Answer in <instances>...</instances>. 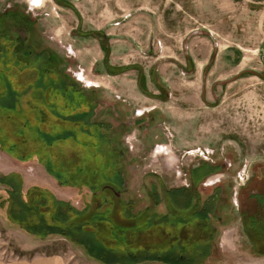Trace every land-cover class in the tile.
Segmentation results:
<instances>
[{
  "label": "rangeland",
  "instance_id": "obj_1",
  "mask_svg": "<svg viewBox=\"0 0 264 264\" xmlns=\"http://www.w3.org/2000/svg\"><path fill=\"white\" fill-rule=\"evenodd\" d=\"M61 1L75 10L52 0L38 6V2L28 6L23 0H0V32L7 34L0 35V44L7 43L5 48L0 47V148L11 149L9 156L29 160L37 170L44 165L52 177L75 183L64 184L62 194L70 197V204L77 210L96 205L101 195L92 197L90 191L104 186L102 183H108L116 193L119 173L121 191L115 198L119 196L122 207L131 200L133 210L148 208L164 214L169 208L164 190L186 186L189 168L202 160L223 168L213 170L197 184L200 197L215 187L224 188L222 196L229 204L218 209V214L223 216L226 209H235V192L241 198L246 193L248 185L242 184L245 176L253 169V177L259 182L257 178L264 171V0ZM13 11L32 20V32L38 41H26L31 35L28 31L25 34L22 23L10 15ZM77 28L102 30L110 46L108 62L113 66L138 65L145 88L159 96L140 92L135 103L124 102L121 112L125 114L121 117L125 118V132H112L110 126L120 125L107 121L101 110L102 98H114L116 91L103 95V89L94 88L93 93L84 85L82 73L90 69L102 72L104 66L97 41L77 36ZM11 29L17 33L15 39ZM28 43L33 49L25 56ZM38 51L45 56L35 59L32 54ZM48 51L56 57L47 56ZM152 66L164 88L161 92L148 78ZM124 71L128 79L136 81L135 68ZM71 79L83 84L82 89L89 94L81 95L67 86L65 82ZM42 81L44 95L36 97L34 90ZM7 85L16 95L12 97L5 90ZM28 86L33 89L25 90ZM59 88L66 89L63 95L67 98L60 97ZM71 99L80 103L76 122L65 118V114L74 112ZM63 102L68 103L62 106ZM64 108L67 112L62 111ZM88 109L96 115L93 122ZM134 112L139 116L135 121L130 117ZM70 128L74 132H58ZM205 149L207 153L201 155ZM8 163L0 153V167L5 169ZM35 170L30 177L37 176ZM17 178L19 181L16 172L0 173L3 182ZM53 194V189L45 187L21 190L22 201H49L43 208L37 205L43 215L52 214ZM5 195L0 196V264H39L47 258H57L58 264L99 263L65 237L51 234L39 238L26 233L21 218H14L15 222L9 218L11 226H3L2 216H11L9 208L16 204ZM103 195H107L105 191ZM155 199L159 200L156 205ZM116 205L110 209L117 210ZM235 213L233 210L226 225H238ZM231 241L246 242L239 232L232 234ZM217 250L211 249L212 259ZM217 256L231 263L237 261L234 257L227 259L220 251Z\"/></svg>",
  "mask_w": 264,
  "mask_h": 264
},
{
  "label": "trees",
  "instance_id": "obj_2",
  "mask_svg": "<svg viewBox=\"0 0 264 264\" xmlns=\"http://www.w3.org/2000/svg\"><path fill=\"white\" fill-rule=\"evenodd\" d=\"M54 1L74 9L73 6L67 4V2H61L60 0ZM10 15L22 23L25 34L28 31V34L31 35V37H27L26 41H38V38L36 37L37 39H35L34 33L32 32L31 19L16 11L10 12ZM1 29L0 27V30ZM11 31L13 32V39H15L17 33L15 29H11ZM74 31L76 35L97 39L99 48L102 51V63L106 73L116 74L127 69L135 68L137 70L136 86L138 90L145 96L159 97L158 95L155 96L148 92L145 88V78L138 65L126 64L112 66L108 63L109 45L107 37L102 30L91 29L80 31L77 28V30ZM1 34L7 35L5 32L4 34L0 32V35ZM8 39L11 40V38ZM22 40L24 41V38ZM22 43L23 42L20 43L19 47H22ZM6 45L7 43H1L0 47L5 48ZM28 46L30 47L26 53L21 52L25 56H29L33 49L32 44L28 43ZM17 51L20 50L17 49ZM46 53H48L47 56L56 57L55 54L50 51ZM32 56L37 59L39 56H45V54L44 52L38 51L32 54ZM157 77L155 68L152 66L148 71V78L161 92V89L164 88L161 86L159 80H157ZM40 83V87L38 86L34 90L37 93L35 94L36 97L39 95L43 96L44 90L46 89L43 81ZM51 87L54 88V86ZM40 88L42 91H39ZM24 89L32 90L33 88L28 86ZM59 89L62 90V88ZM5 90H7V92L10 91L8 85ZM56 90L57 88H55V91ZM63 90L65 91L66 89L63 88ZM63 90L60 97L64 98L66 96L63 95L65 93ZM73 92L72 90V93ZM76 92H80L81 95L84 93L80 88ZM16 93L17 92L14 90L10 91L12 97L16 95ZM71 98H73V96H71ZM71 101H74L73 106L78 110L80 107L79 101L76 100L75 102L74 99H71ZM67 103L68 102H63L62 106H66ZM91 111L88 109L87 112L93 113V110ZM80 120L84 121L83 118ZM217 168L218 167L206 163L202 166L200 164L197 168L189 171L187 186L166 188L164 190L167 195L166 206L169 208H166L167 210H165L166 213L164 214L155 213L148 208L141 212H138L139 210H133L134 204L131 203V200H127L122 207V205L119 204V196L115 198L117 195L116 193L121 191V189L118 188V184L122 183V177L118 173L116 174L117 185L115 186L118 189L116 193L112 190L111 186H107L109 185L108 183H102L104 186L93 188L90 191L92 197H96L98 194L101 195L97 197V203L93 208L86 205L84 208L77 210L69 202L57 200L52 196L51 205H53V211L52 214H50V211L47 215H43L42 210H39L38 206L42 207L46 202L49 203V201L45 202L44 199L40 198L37 201H30L29 199H23L22 201L21 190L19 189L17 191L19 187L14 184L10 187L11 190L9 191L8 199L12 198V200L16 201V204L14 205L15 207L10 206L9 213L11 216L9 218L12 222H15L14 218L16 217L21 218L19 221L22 224L21 228L30 235L39 238L51 234L65 237L73 244L79 246L90 258L101 264H134L135 262L146 259L161 260L169 264H205V260L209 257L211 251V246L208 241L214 236L209 227L206 226L205 219L212 211V205L214 201H216L218 190L216 188L209 196L202 198L196 186L202 175L211 173ZM53 177L57 180L60 179L56 175ZM64 182H67V180ZM87 183L88 182H86V184ZM104 191L107 195H103ZM26 193H28V191ZM28 197L29 196H27V198ZM155 201V205L158 204L159 200L155 199ZM115 202H117L116 206L118 208L116 207L117 210H111L112 208L110 209V207L114 205ZM47 218L51 219L47 220ZM246 234L254 243L258 244L257 247L253 248L254 253L264 254V233L256 235L247 232Z\"/></svg>",
  "mask_w": 264,
  "mask_h": 264
},
{
  "label": "crops",
  "instance_id": "obj_3",
  "mask_svg": "<svg viewBox=\"0 0 264 264\" xmlns=\"http://www.w3.org/2000/svg\"><path fill=\"white\" fill-rule=\"evenodd\" d=\"M28 6L31 5H35V3H33V0H23ZM40 1V2H39ZM37 1V5L38 6L40 3H45L46 0H39ZM61 1V0H60ZM52 2L56 3L54 0H52ZM62 2V1H61ZM60 6L61 4H58ZM100 30V29H97ZM79 36V35H77ZM80 37H84L86 38V36H80ZM92 38V37H89ZM95 39V38H93ZM97 41V39H95ZM108 41V38H107ZM98 43V41H97ZM109 45V42H108ZM99 47V44H98ZM100 49V48H99ZM109 52H110V46H109ZM264 53V50H263ZM102 57V56H101ZM109 57V55H108ZM102 63V62H101ZM110 65L113 66V64H111L110 62H108ZM94 65V61L91 63V66ZM124 65V64H122ZM103 66V65H102ZM92 68V67H91ZM83 74V81L85 87H88L93 93L95 92L94 88H101L103 89V95L105 94H110L112 91H116V95L114 96V98H111L109 96H107L108 98H102L101 103L103 104L101 110L102 112H105L106 115L108 116L106 118L107 121L112 120L114 123H117L120 125V127H118V131H116L117 129L112 128V126H110V128L112 129H108L111 130L112 132H125V118L121 117V114H125L124 112H120L122 108H125V101H130L131 103H135L136 101L139 100V96H141L140 91L136 88V81H134L133 78L128 79L127 78V73L125 71L116 73V74H108L105 72V69L103 68L102 72L101 71H91V69L86 72V73H82ZM102 77V78H101ZM112 78H114L115 80H111ZM65 84L67 86H69L71 89L78 91V89L80 88L85 94H89V91L87 90H83L82 86L83 84H75L73 82V80L71 79L70 82H65ZM81 86V87H80ZM145 86H146V82H145ZM147 87V86H146ZM75 91V92H76ZM107 91V92H106ZM105 93V94H104ZM111 99V100H110ZM65 100V99H63ZM92 102L94 104V100L92 98ZM127 109V108H126ZM130 109H133L134 111L136 110L134 106L130 107ZM117 110V111H115ZM63 112H67V109L62 110ZM71 111V110H69ZM102 114V113H101ZM138 113L134 112L131 113L130 116L132 118L133 121L136 120V118H138L139 116H137ZM95 113L93 112L91 115V121L93 122L95 119ZM103 116V115H102ZM112 116V117H110ZM125 117V116H124ZM65 118H69V119H73L75 122L77 121V109L76 107H74V112H70L68 114H65ZM76 119V120H75ZM122 119V120H121ZM105 121V120H104ZM131 121V120H130ZM89 125V124H88ZM85 126V125H82ZM116 126V125H114ZM104 128V127H103ZM76 132L78 130V127H75ZM58 132H74L70 129H62L59 130ZM7 152H12L11 149H2L0 148V153L2 154V156H4V158L9 161L8 164H6L7 168L0 169V173L1 174H7L10 172H16L19 175V181L18 178L17 179H13L11 180V182H9L8 180H5V182L1 181L0 182V196L3 195H9V191H7V187L8 189H10V186L12 185H19L21 190L24 191L25 189L29 188V186H37V187H45L47 189H53L54 190V196L56 197L57 195V199L59 200H64L66 202L71 201L70 197L68 198L67 196H63L62 191L65 190V188H62V186L65 185H69V183H72L71 181H67L64 182L63 179H56L55 177H52L49 173H47V171L44 168V165H39L38 170L36 169V165L33 164L31 165L29 160L27 161H19L13 157H11V155L9 156ZM6 154V155H5ZM37 170V176H32L30 177V172L31 170ZM35 170V172H36ZM39 173V174H38ZM41 175V177L39 176ZM17 181V182H14ZM5 184V185H2ZM70 186V185H69ZM74 188V186H72ZM64 189V190H63ZM75 189V188H74ZM74 192V191H73ZM71 192V193H73ZM5 195V196H6ZM74 196V195H73ZM76 197V195H75ZM9 215H7V213L5 214V216H2L5 221L2 222V225L5 226H11L12 223L9 224L8 222V217ZM9 221H11L9 219ZM230 226V225H228ZM223 227L220 228L217 231V245L211 247V249H219L217 250L218 252L220 251L224 257L227 256V259H230L232 257H234L235 259H237V261H235L234 263L228 262L224 259H222V257H218V252L217 255H214V259H212L213 257H209L205 260V264H264V254L263 253H254L253 248L257 247L258 245H249L248 243H243L238 242L237 244H234L233 241H231V237L232 234L234 232H239L240 234L244 236L243 232L241 231V229L238 227V225L236 226H230V227ZM247 233V232H246ZM61 237V236H60ZM223 238V239H222ZM230 239V240H229ZM216 251V250H215ZM211 252V251H210ZM238 253L236 254L237 256H233V253ZM219 259V260H218ZM207 261V262H206ZM39 264H58L57 262V258L56 259H46V260H42L41 263ZM101 264V263H98ZM138 264H169L166 262H162L161 260H156V259H146V260H142L140 261Z\"/></svg>",
  "mask_w": 264,
  "mask_h": 264
},
{
  "label": "flooded vegetation",
  "instance_id": "obj_4",
  "mask_svg": "<svg viewBox=\"0 0 264 264\" xmlns=\"http://www.w3.org/2000/svg\"><path fill=\"white\" fill-rule=\"evenodd\" d=\"M117 111V110H116ZM121 112V111H120ZM132 121V120H131ZM131 124H134L132 121ZM115 129H117L116 126H113ZM119 129V128H118ZM118 129L116 131H118ZM211 153V151H210ZM205 164L204 160L201 161V166ZM198 165H192L189 168V171L191 169H195L199 166ZM220 170L223 168V165L219 164L217 165ZM254 170L251 169L249 174H247L244 178L245 183L243 182L242 184H246V190H245V195L238 196L237 193L235 192V209L233 208H228L226 211H224L223 216L218 214V209L220 208H225L228 206L229 201L222 196V188H219L218 190V196H216V201H214L212 205V211L210 214L206 217V226L209 227V229L213 233V237L211 240H209V245L212 247L217 245V241L215 240V237L217 236V231L221 226H224L228 224L230 215H232V211L236 210V218L238 220V227L241 229L245 236V241L249 245H256L257 243H254L246 234V232L254 233L256 235H260L261 233H264V171H261V175L259 178V182L254 179L253 174ZM211 175L210 173L202 175L199 183L203 182L207 176ZM219 181V179H215ZM189 181V177H188ZM258 182V183H257ZM188 185V184H187ZM186 185V186H187ZM251 185V186H249ZM216 189L213 188L208 194H205L204 197L209 196L214 190ZM218 189V188H217ZM231 201V198H230ZM232 202V201H231ZM228 214V215H227ZM232 219V218H231ZM227 222V223H226ZM226 223V224H225ZM224 224V225H222ZM228 226V225H226ZM218 238V237H217ZM256 242V241H255ZM258 245V244H257Z\"/></svg>",
  "mask_w": 264,
  "mask_h": 264
},
{
  "label": "built area",
  "instance_id": "obj_5",
  "mask_svg": "<svg viewBox=\"0 0 264 264\" xmlns=\"http://www.w3.org/2000/svg\"><path fill=\"white\" fill-rule=\"evenodd\" d=\"M196 151H198V148H197ZM203 152H206L207 153L206 149L205 150H201V155H202Z\"/></svg>",
  "mask_w": 264,
  "mask_h": 264
},
{
  "label": "snow or ice",
  "instance_id": "obj_6",
  "mask_svg": "<svg viewBox=\"0 0 264 264\" xmlns=\"http://www.w3.org/2000/svg\"><path fill=\"white\" fill-rule=\"evenodd\" d=\"M37 2V0H33V3Z\"/></svg>",
  "mask_w": 264,
  "mask_h": 264
}]
</instances>
